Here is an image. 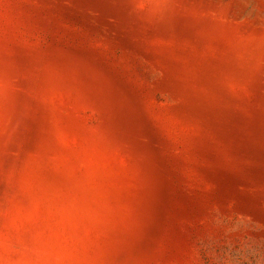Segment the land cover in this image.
Returning a JSON list of instances; mask_svg holds the SVG:
<instances>
[{"label":"rangeland","instance_id":"374dc122","mask_svg":"<svg viewBox=\"0 0 264 264\" xmlns=\"http://www.w3.org/2000/svg\"><path fill=\"white\" fill-rule=\"evenodd\" d=\"M0 264H264V0H0Z\"/></svg>","mask_w":264,"mask_h":264}]
</instances>
